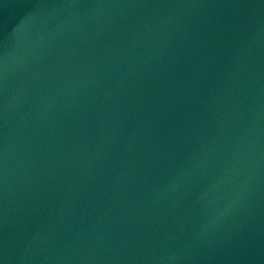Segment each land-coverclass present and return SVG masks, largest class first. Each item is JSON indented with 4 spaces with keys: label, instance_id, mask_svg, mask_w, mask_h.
I'll list each match as a JSON object with an SVG mask.
<instances>
[{
    "label": "water",
    "instance_id": "water-1",
    "mask_svg": "<svg viewBox=\"0 0 264 264\" xmlns=\"http://www.w3.org/2000/svg\"><path fill=\"white\" fill-rule=\"evenodd\" d=\"M0 264H264V0H0Z\"/></svg>",
    "mask_w": 264,
    "mask_h": 264
}]
</instances>
